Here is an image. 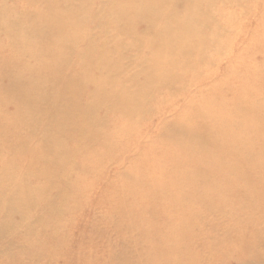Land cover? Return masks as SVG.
Listing matches in <instances>:
<instances>
[{"label": "rangeland", "instance_id": "374dc122", "mask_svg": "<svg viewBox=\"0 0 264 264\" xmlns=\"http://www.w3.org/2000/svg\"><path fill=\"white\" fill-rule=\"evenodd\" d=\"M126 1L0 0L4 26L15 16L29 26L48 20L58 37L76 23L78 57L65 71L78 86L95 74L105 94L140 89L130 79L141 75L143 57L172 74L151 100L141 98L143 115L108 114L98 100L96 116L66 142L71 163L63 166L56 150L39 149L44 130L31 135L21 125L24 117L15 116L21 107L8 101L20 90L4 83L13 70L23 76L27 68L51 66L45 57L17 53L13 36L1 29L0 222L16 187L26 183L35 193L37 185L52 187L45 200L26 205L32 214L45 213L31 221L33 234L19 227L0 241V264H264V0ZM116 3L120 13L112 10ZM141 11L150 24L127 15ZM177 28L161 41L162 30ZM27 36L17 34L20 46ZM88 48L95 71L82 59ZM122 52L129 59L122 71L99 74ZM84 86L78 101L91 109L94 89ZM189 128L201 144L175 133ZM45 154L57 167L34 161ZM33 165L39 176L29 174ZM3 169L15 176L2 180ZM62 185L66 198L58 197L56 215L47 217L48 201Z\"/></svg>", "mask_w": 264, "mask_h": 264}, {"label": "bare ground", "instance_id": "6f19581e", "mask_svg": "<svg viewBox=\"0 0 264 264\" xmlns=\"http://www.w3.org/2000/svg\"><path fill=\"white\" fill-rule=\"evenodd\" d=\"M124 1L125 3L127 2L126 0ZM121 2H123V0H121ZM126 4H128V2ZM111 5L114 13H120L119 10L116 9H121L120 3L119 5L117 3L116 5ZM127 15H130L134 19L133 21H140L139 23L143 26L145 25V23L150 24V15H145V13H143L142 11L132 14H129L128 12ZM116 16L117 18H123L121 14H117ZM125 16L126 15H124V17ZM74 18L75 15L70 18V20H74ZM59 20L61 22L65 21L64 18H60ZM9 21V24L6 26L0 24V31L2 29V31H5L7 34H11L13 36L15 40L12 39L11 42L19 47L17 53L21 55L26 54L28 56H32L33 54L34 57L36 56L39 58L45 57L47 58V62L51 67L49 68V71L45 72H37L27 68L28 72L23 76L16 74L14 70L12 72H9L8 74L6 73V76L4 78L6 87L8 89L20 90L19 94L8 97V101H12L14 105H18L19 107H21L20 109H18V112H16L15 116L17 117V119H20L21 116L24 117L21 125H24L25 127L26 125H28L29 127H31V135H33L34 133L37 134V132L40 130H44L43 135L45 137V140L42 144V148L39 149H43V151L47 152L56 150L60 156L62 155L61 161L63 162V166L71 163V160H68V158H71V156L69 154V150H67V148L65 147L67 146L65 145L66 142L68 140L74 139V137L78 135V132L83 133V131L85 130L84 123L91 120L92 117L96 116V111L98 109V105L96 104V102L98 100H105V103L107 104V106L106 104H104L105 110L108 114L117 110L127 116L129 114L133 116H140L145 112H148V110H146V103H140L141 98L144 97L147 101L151 100L152 92L158 90V88H161L164 85H167L165 83H167L171 79V71L159 70L158 64L154 66L147 65L149 59L147 57H143L141 58V62L138 64V67L141 70V75L137 78L130 79V81L132 80L134 82V87H139L140 89H124L121 92L117 93L118 88L113 87L111 93L108 95L101 92L102 86H100V83L96 82L93 79L95 74L93 76L88 75L85 82H80L78 86V83H76L74 80H68L69 75L65 71V67H69L74 63L73 57H78L77 49L79 38L78 32L75 30L76 23L75 25H69V30L66 31V35L63 34L58 37H52L51 35L53 34L51 33L56 29L53 27L52 23H49L48 20L39 19L38 23H35L31 26H29L28 24L25 25L23 22V18H18L17 16H15L13 19L10 18ZM119 21L121 20H118L117 22ZM180 30L182 29L177 28L176 30L174 29L172 31L162 30L159 34L161 36V41L163 43H167L169 41L168 37L170 35V32H176ZM141 32L139 31V28H134V34L139 35ZM18 33L30 35L27 36L26 40L22 41V46H20V43L18 42V40H16V36ZM42 34L44 35L45 41H43V37L41 36ZM91 52H93V49H86V52L82 54V59L84 58V60L89 65L87 67L88 70H91L94 67L95 71L97 65L95 64V62H91V60H93L89 57ZM127 60L129 61V59L126 58V55L122 52L121 57L117 58L113 64L110 63V65L102 68V70L99 71V74H118L123 70V66L126 67L128 65ZM84 84H87L92 89H94L92 96V99H94V103L91 102V109L84 108L80 101H78V92L82 91V88L85 87ZM119 93L122 94L118 96ZM23 107H26L27 109L23 111ZM100 119L103 122V118ZM36 121L40 123L41 128L37 127L34 130V124ZM175 133L184 134L187 139L191 136V146L197 142H200L201 144L204 140L202 139V136H198V133H196L192 128L176 129ZM23 140L27 141L25 138ZM58 148L60 149L58 150ZM38 155L40 156L39 152ZM37 159L43 160V162L46 163L45 166H49L50 168L57 167L56 163H53L52 159H50V157L46 154L42 157L35 158L34 161L36 163L39 162L37 161ZM60 164L61 163L59 162L58 165ZM35 168H37V166L33 165V167H31V170L29 171V174H31L32 176H39L34 171ZM2 173V180H7L8 178L11 179L15 176L11 175L8 169H3ZM46 178L53 184V180L55 178H52V175L50 173L46 174ZM64 186L65 185H62V190H55L57 192L55 194V198L48 201V211L46 212L47 217L52 218V216L56 215L54 211L57 206H60V202L57 198L59 197L60 200H64V198H66V196H64V192H66L64 190ZM38 187L39 185H37L36 188L38 189V191L35 193L34 190H32L33 188H30L29 184L23 183L19 187V189L23 188L25 195L23 196L19 194V189H17L16 187L15 192L11 194L13 196L9 197V202L7 201L1 206L2 211L6 216L5 219L3 218L4 220L0 222V241H3L8 234L16 232L19 227L26 228L28 233L33 234L32 228L34 227L32 226L31 221H39L41 217L45 215V213L43 212L41 214L40 211H38V214L35 212L33 213V215L32 212L34 210L32 208H27L26 205L31 199L45 200V195L47 197L49 196V191L52 186L50 187V185H48V187L40 190V187ZM37 194H39V197L37 196ZM60 212L61 208L59 209V213ZM236 264L262 263L252 262L248 259H241L238 260Z\"/></svg>", "mask_w": 264, "mask_h": 264}]
</instances>
